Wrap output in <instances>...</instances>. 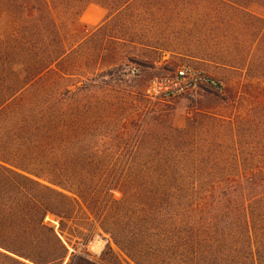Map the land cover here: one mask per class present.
<instances>
[{
  "label": "rangeland",
  "instance_id": "1",
  "mask_svg": "<svg viewBox=\"0 0 264 264\" xmlns=\"http://www.w3.org/2000/svg\"><path fill=\"white\" fill-rule=\"evenodd\" d=\"M247 8L248 13L232 11L215 0H147L138 17L102 26L108 13L93 5L74 39L85 42L73 57L78 68H65L70 74L64 79L49 77L33 86H44L66 105L72 98L71 107L62 109L88 131V155L76 149L79 158L58 166L108 171L116 164L119 175L125 169L144 170L148 162L151 169L164 168L166 158L181 156L188 157L187 166L199 169L198 207L203 211L168 220L172 243L152 249L136 242L145 264H222L205 261L217 239L248 233L255 242L264 237V22L251 16L264 18V6ZM122 27L125 31L119 32ZM122 33L131 42L110 41L109 36ZM144 39L166 50L139 46ZM184 66L221 80L224 90L167 99L158 82ZM72 181L95 185L102 179ZM112 193L122 198L119 191ZM92 204H75L74 218L65 221L69 254L57 264H136L109 236L88 226L85 212ZM46 222L59 230L56 217ZM196 238L204 242L198 257L186 244ZM99 239L106 243L100 255L93 251ZM260 256L264 264V249L257 253L258 264Z\"/></svg>",
  "mask_w": 264,
  "mask_h": 264
},
{
  "label": "trees",
  "instance_id": "2",
  "mask_svg": "<svg viewBox=\"0 0 264 264\" xmlns=\"http://www.w3.org/2000/svg\"><path fill=\"white\" fill-rule=\"evenodd\" d=\"M143 1L0 0V264L65 261L69 254L63 240L65 221L74 218L75 204L80 202L93 203V209L85 212L91 230L100 229L136 264H145L134 249L136 242L152 249L172 243L168 220L190 211L198 217L203 211L198 207L202 205L201 189L196 185L199 169L187 166L188 157L166 158L168 166L158 169H151L148 162L144 170L125 169L119 175L116 164L109 165L108 171L58 166L61 160L71 164L78 156L76 149L82 157L88 155L92 149L89 137H84L88 131L63 111L71 107L72 98L66 105L44 86L33 88L49 77L64 79L71 68H78L73 66V57L84 39H74L83 31L81 18L89 7L104 9L108 16L102 26H109L116 20L138 17L147 0ZM215 1L246 13L252 3L264 6V0ZM251 16L264 22V18ZM124 31L122 27L119 32ZM120 36H109L110 41L131 42L124 39V33ZM137 44L166 50L149 39ZM172 159L173 165L169 163ZM98 177L109 181L95 185L72 181ZM114 190L122 195L120 200L114 199ZM209 209L216 212L215 203ZM50 216L60 220L59 230L46 222ZM203 243L200 238L186 242L197 257L203 254ZM260 249H264V237L255 242L249 233L223 236L209 246L212 254L205 261L258 264ZM258 260L262 264L261 256Z\"/></svg>",
  "mask_w": 264,
  "mask_h": 264
},
{
  "label": "built area",
  "instance_id": "3",
  "mask_svg": "<svg viewBox=\"0 0 264 264\" xmlns=\"http://www.w3.org/2000/svg\"><path fill=\"white\" fill-rule=\"evenodd\" d=\"M167 99L195 98L208 90L222 92L223 82L191 66L179 68L174 75L158 82Z\"/></svg>",
  "mask_w": 264,
  "mask_h": 264
},
{
  "label": "bare ground",
  "instance_id": "4",
  "mask_svg": "<svg viewBox=\"0 0 264 264\" xmlns=\"http://www.w3.org/2000/svg\"><path fill=\"white\" fill-rule=\"evenodd\" d=\"M105 245H106V243L103 240L99 239L96 241L94 248H93V251L96 254L100 255L103 252Z\"/></svg>",
  "mask_w": 264,
  "mask_h": 264
}]
</instances>
